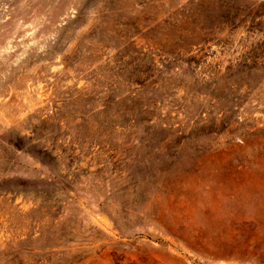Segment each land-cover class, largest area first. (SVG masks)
I'll use <instances>...</instances> for the list:
<instances>
[{"label":"rangeland","instance_id":"obj_1","mask_svg":"<svg viewBox=\"0 0 264 264\" xmlns=\"http://www.w3.org/2000/svg\"><path fill=\"white\" fill-rule=\"evenodd\" d=\"M0 264H264V0H0Z\"/></svg>","mask_w":264,"mask_h":264}]
</instances>
